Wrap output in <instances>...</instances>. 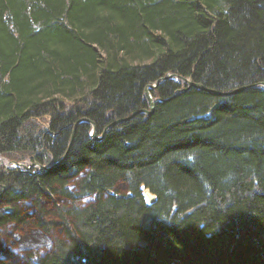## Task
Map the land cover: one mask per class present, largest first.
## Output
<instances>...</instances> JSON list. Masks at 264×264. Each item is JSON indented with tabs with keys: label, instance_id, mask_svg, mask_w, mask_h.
I'll return each instance as SVG.
<instances>
[{
	"label": "trees",
	"instance_id": "trees-1",
	"mask_svg": "<svg viewBox=\"0 0 264 264\" xmlns=\"http://www.w3.org/2000/svg\"><path fill=\"white\" fill-rule=\"evenodd\" d=\"M262 83L264 0H0V264H264Z\"/></svg>",
	"mask_w": 264,
	"mask_h": 264
},
{
	"label": "water",
	"instance_id": "water-1",
	"mask_svg": "<svg viewBox=\"0 0 264 264\" xmlns=\"http://www.w3.org/2000/svg\"><path fill=\"white\" fill-rule=\"evenodd\" d=\"M169 75H167L166 76V78L168 77ZM182 80H184V81H187V84L189 85V86H196V87H198V88H202V89H206L202 84H199V83H195V82H193V81H191V80H188L186 77H182L181 78ZM160 81V79L159 80H157L153 85H151V87H155L157 84H158V82ZM263 85H264V83H262ZM252 86H255V85H250V86H242V87H239V88H236V89H234V90H231V91H226V92H218V91H215V90H212V89H208L210 92H212V93H216V94H222V95H226V94H232V93H234V92H237V91H241V90H244V89H246V88H249V87H252ZM145 92L148 94V97H149V99H150V109H140V110H137V111H135L130 117H132L134 114H136V113H140V112H146L148 115H150V114H152L153 113V111H154V104H155V99H153V97L151 96V94H150V92H149V90H148V87H146V89H145ZM218 106V104L216 103L215 105H214V107H217ZM128 118H123V119H117V120H115L114 122H112L110 125H108L107 126V128L103 131V133L101 134V135H98L97 134V132H96V129L94 128V130H93V132L91 133V137L93 138V139H95V140H99V139H101L103 136H104V134H105V132L107 131V129L110 127V126H112V125H114V124H116V123H118V122H121V121H124V120H127ZM83 120H85V119H83ZM88 122H91L92 124H94L92 121H90L89 119H86ZM80 121H82V120H79L78 122H77V124L75 125V127L78 125V123L80 122ZM65 157V155L64 156H62L55 164H57L58 162H60L63 158ZM12 162H14V163H16V164H22V163H20V162H18V161H12ZM0 164H3V161L1 160V162H0ZM55 164H48V165H44V164H38V163H36V162H28L27 164L25 163V164H22V166L24 167V169H30L31 167H33V166H36L37 167V169H48V168H50L51 166H53V165H55ZM145 194H146V196H147V198L149 199V201H155V196H154V194L153 193H151L149 190H146L145 191ZM6 209L7 210H9V211H12V208L10 207V206H6Z\"/></svg>",
	"mask_w": 264,
	"mask_h": 264
},
{
	"label": "rangeland",
	"instance_id": "rangeland-1",
	"mask_svg": "<svg viewBox=\"0 0 264 264\" xmlns=\"http://www.w3.org/2000/svg\"><path fill=\"white\" fill-rule=\"evenodd\" d=\"M1 160L3 161V164H0V166H4L6 169H13V168H16V167H22L18 164H15L14 162L12 161H15V160H11L9 159L7 156H0V162ZM20 163H28V162H31L29 159H25V160H21V161H18Z\"/></svg>",
	"mask_w": 264,
	"mask_h": 264
},
{
	"label": "bare ground",
	"instance_id": "bare-ground-1",
	"mask_svg": "<svg viewBox=\"0 0 264 264\" xmlns=\"http://www.w3.org/2000/svg\"><path fill=\"white\" fill-rule=\"evenodd\" d=\"M167 75H170V74H167ZM174 76H176V75H174ZM165 77H166V76H165ZM165 77H164V78H165ZM180 78H182V77H180ZM188 80H189V79H188ZM90 123H91V122H90ZM91 125H92V131H91V133H92V132H93V130H94V128H95V125H94V124H92V123H91ZM104 130H105V129H104ZM91 133H90V134H91ZM15 164H16V163H15ZM22 164H25V163H22ZM22 164H21V165H20V164H18V165L22 166ZM22 167H23V166H22ZM23 168H24V167H23Z\"/></svg>",
	"mask_w": 264,
	"mask_h": 264
}]
</instances>
